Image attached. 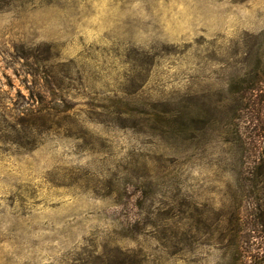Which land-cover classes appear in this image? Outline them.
<instances>
[{
    "label": "rangeland",
    "instance_id": "rangeland-1",
    "mask_svg": "<svg viewBox=\"0 0 264 264\" xmlns=\"http://www.w3.org/2000/svg\"><path fill=\"white\" fill-rule=\"evenodd\" d=\"M0 264H264V0H0Z\"/></svg>",
    "mask_w": 264,
    "mask_h": 264
},
{
    "label": "trees",
    "instance_id": "trees-1",
    "mask_svg": "<svg viewBox=\"0 0 264 264\" xmlns=\"http://www.w3.org/2000/svg\"><path fill=\"white\" fill-rule=\"evenodd\" d=\"M175 120V119H174Z\"/></svg>",
    "mask_w": 264,
    "mask_h": 264
}]
</instances>
